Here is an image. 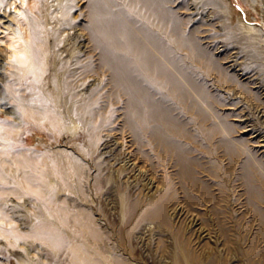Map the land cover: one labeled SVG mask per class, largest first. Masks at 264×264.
Returning <instances> with one entry per match:
<instances>
[{
	"label": "rangeland",
	"instance_id": "374dc122",
	"mask_svg": "<svg viewBox=\"0 0 264 264\" xmlns=\"http://www.w3.org/2000/svg\"><path fill=\"white\" fill-rule=\"evenodd\" d=\"M175 1L179 14L191 19L187 27H196L209 45L205 55L192 59V67L212 79L222 76L209 86L208 100L199 103L206 119L188 100L167 102L179 106L175 115L193 132L182 142L197 160L199 183L180 175L163 145L149 139L137 150L127 145L126 96L114 91L108 71L91 78L100 92L96 136L90 137L84 121L60 110L45 124L36 94L46 92L49 73H64L60 57L70 62L85 42L77 27H66L58 57L51 47L56 19L70 5L76 4L75 16L86 9L85 0H34L47 24V77L34 75L28 49L21 63L6 62L1 69L8 83L2 91L33 116L22 140L32 160V190L0 200V213L9 215L0 218V264H264V0ZM15 3L17 22L0 23V56H13L21 43L5 27L28 31L33 1ZM47 9L57 16L50 19ZM210 56L228 68L208 64ZM87 84L79 91L86 92ZM18 116L17 111L12 118L20 123ZM233 116L238 121L227 127ZM248 140L256 148L247 149ZM158 193H166L165 218L154 215L151 205Z\"/></svg>",
	"mask_w": 264,
	"mask_h": 264
},
{
	"label": "bare ground",
	"instance_id": "6f19581e",
	"mask_svg": "<svg viewBox=\"0 0 264 264\" xmlns=\"http://www.w3.org/2000/svg\"><path fill=\"white\" fill-rule=\"evenodd\" d=\"M32 1L27 17V34L21 27H5L11 29L13 35L21 39V43L17 45L13 56L11 53L0 56V200L12 195L25 196L32 190V160L22 140L25 129L32 126L33 115L25 105L15 106V97L2 91V86L7 82L1 71L6 62L13 64L19 60L21 63L28 49L35 63L34 75L47 77V24L42 20L40 4ZM15 2L16 0H0L1 24L12 26L17 22ZM111 4L117 5L120 10H114ZM75 5L68 6L64 15L56 19L58 27L52 34L51 47L58 57L63 55L60 54L62 50H59V45L65 28L77 27V32L84 36V48L79 51L82 52L81 55L77 54L73 58L70 55V62L60 57L59 68L64 69V73H49L47 82L43 85L46 92L36 94L35 100L40 102L43 113L42 120L53 122L54 111L60 110L84 121L90 129V137L96 136L99 129L94 122L99 116L96 96L100 95V92L93 85L92 75L98 70L102 73L108 71L114 91L118 95L126 96L122 117L130 130L131 139L127 140V145L137 150V146L144 145L146 139L163 145L174 156L180 175L189 183H199L195 174L197 160L187 154L182 142L184 138H191L193 132L175 115L174 110L179 106L167 103L170 99L180 102L188 100L192 107H196L199 115L208 118L200 104L211 96L209 86H215V82L219 81V78L222 79V76L212 79L206 77L202 70L192 67V59L198 58L197 55H205L204 53L210 50L209 45H204L198 29L187 27L191 19L179 14L181 6H177L175 0H85L86 12L81 11L76 16L73 12ZM54 13L55 11H49L50 19L57 16ZM122 13L125 18L120 15ZM135 14L140 19L136 18ZM38 43H41V46ZM217 60L210 56L207 63L221 70L228 68V65L225 66L222 62L218 61L217 64ZM227 73L230 78L238 79L236 72ZM85 80L89 81L88 90L82 93L79 88ZM7 90L11 91V88ZM227 108L229 107L226 106L225 109ZM17 111L20 114V123L16 118L13 119ZM236 121L238 118L233 116L225 121V124L230 127ZM46 122L45 124H49V121ZM238 132L244 133L245 130ZM247 142V149L256 148L257 144H252L249 140ZM165 194L155 195L151 204L154 215L161 218H165ZM1 217L9 219L6 211L0 213Z\"/></svg>",
	"mask_w": 264,
	"mask_h": 264
}]
</instances>
